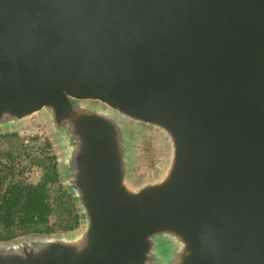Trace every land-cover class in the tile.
Wrapping results in <instances>:
<instances>
[{"label": "water", "instance_id": "obj_1", "mask_svg": "<svg viewBox=\"0 0 264 264\" xmlns=\"http://www.w3.org/2000/svg\"><path fill=\"white\" fill-rule=\"evenodd\" d=\"M34 119L82 218L0 264H264V0H0V133Z\"/></svg>", "mask_w": 264, "mask_h": 264}, {"label": "trees", "instance_id": "obj_2", "mask_svg": "<svg viewBox=\"0 0 264 264\" xmlns=\"http://www.w3.org/2000/svg\"><path fill=\"white\" fill-rule=\"evenodd\" d=\"M17 136L0 135L10 142ZM45 146L51 147V143L47 141ZM33 151L38 149L22 152L4 147L0 140V241L28 234L71 232L80 225L79 208L62 182L55 155L43 157ZM22 154L30 158L28 165L18 158ZM30 163L44 169L37 182L25 174Z\"/></svg>", "mask_w": 264, "mask_h": 264}, {"label": "rangeland", "instance_id": "obj_3", "mask_svg": "<svg viewBox=\"0 0 264 264\" xmlns=\"http://www.w3.org/2000/svg\"><path fill=\"white\" fill-rule=\"evenodd\" d=\"M134 125L132 126V131ZM17 133L18 136L12 139V142L8 141L7 137H0V140L3 141L4 147H13V149H20V151H29L32 148H37L38 151L34 154L39 156H52L55 155L57 160L58 149L52 144L51 137L46 126L38 122V120H32L21 127L14 129L13 131L0 133L2 134H11ZM135 134L139 136L137 139V167L135 168L136 176L140 179L154 175L157 172L158 166L162 165L163 151L158 146L156 140L157 137L154 133L149 131H138ZM33 136H38L36 139H32ZM50 142L51 147L45 146V142ZM45 149H47L45 151ZM24 150V151H23ZM21 160L23 159V164H27L30 161V158L26 154L17 155ZM58 162V160H57ZM42 168L37 165L29 164V169L26 171V175L29 176V180L37 182L43 174Z\"/></svg>", "mask_w": 264, "mask_h": 264}]
</instances>
